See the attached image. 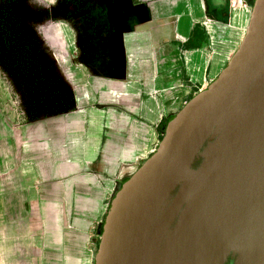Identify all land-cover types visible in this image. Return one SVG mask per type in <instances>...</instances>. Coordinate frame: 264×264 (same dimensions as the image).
Here are the masks:
<instances>
[{
	"label": "crops",
	"instance_id": "obj_1",
	"mask_svg": "<svg viewBox=\"0 0 264 264\" xmlns=\"http://www.w3.org/2000/svg\"><path fill=\"white\" fill-rule=\"evenodd\" d=\"M254 1L83 0L38 27L75 106L28 121L0 72V264H94L114 194L221 73Z\"/></svg>",
	"mask_w": 264,
	"mask_h": 264
},
{
	"label": "water",
	"instance_id": "obj_2",
	"mask_svg": "<svg viewBox=\"0 0 264 264\" xmlns=\"http://www.w3.org/2000/svg\"><path fill=\"white\" fill-rule=\"evenodd\" d=\"M264 264V0L114 194L94 264Z\"/></svg>",
	"mask_w": 264,
	"mask_h": 264
},
{
	"label": "trees",
	"instance_id": "obj_3",
	"mask_svg": "<svg viewBox=\"0 0 264 264\" xmlns=\"http://www.w3.org/2000/svg\"><path fill=\"white\" fill-rule=\"evenodd\" d=\"M49 16L35 0H0V72L28 121L75 106L72 85L38 30Z\"/></svg>",
	"mask_w": 264,
	"mask_h": 264
},
{
	"label": "flooded vegetation",
	"instance_id": "obj_4",
	"mask_svg": "<svg viewBox=\"0 0 264 264\" xmlns=\"http://www.w3.org/2000/svg\"><path fill=\"white\" fill-rule=\"evenodd\" d=\"M82 2L83 0H52L51 3L45 4L44 6L48 9L51 17L61 19L66 15L65 8L67 3H70L71 8H78L82 5ZM224 264H230V257L227 258Z\"/></svg>",
	"mask_w": 264,
	"mask_h": 264
},
{
	"label": "rangeland",
	"instance_id": "obj_5",
	"mask_svg": "<svg viewBox=\"0 0 264 264\" xmlns=\"http://www.w3.org/2000/svg\"><path fill=\"white\" fill-rule=\"evenodd\" d=\"M38 3H43L44 1L43 0H36Z\"/></svg>",
	"mask_w": 264,
	"mask_h": 264
}]
</instances>
